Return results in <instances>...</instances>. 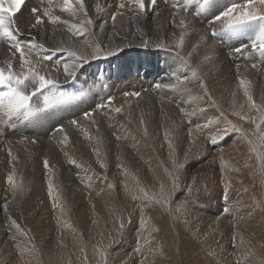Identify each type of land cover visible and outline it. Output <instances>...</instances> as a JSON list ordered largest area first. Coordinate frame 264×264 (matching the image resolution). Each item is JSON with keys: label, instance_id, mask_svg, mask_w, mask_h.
<instances>
[{"label": "bare ground", "instance_id": "1", "mask_svg": "<svg viewBox=\"0 0 264 264\" xmlns=\"http://www.w3.org/2000/svg\"><path fill=\"white\" fill-rule=\"evenodd\" d=\"M112 2L116 5L119 0ZM86 3L95 21L88 34L77 36L69 32V26L78 23L79 18L62 14L69 25L53 27L46 21L40 32L47 34L42 37L33 31L32 35L45 45V49L62 46L90 60L77 70L75 83L87 85L103 69H119L114 84L106 91L91 90L82 102L73 106V115H82L95 104L105 103L109 96L117 100L108 108L94 112L90 120L79 127L66 131L69 141L63 148L58 143L62 136L57 134L53 138L49 120L26 127L20 125L16 130L5 127L8 133L0 136V202L8 198L12 217L33 239L29 242L15 229H9L0 213V264H101L102 249L108 250L110 264H122L129 256L132 257L130 264H140L141 260L144 264H236L234 254L246 253L249 249L264 256V211L254 202L264 201V177L257 159L261 145L253 136L256 125L261 123V112L249 106L244 94L246 87L257 105L264 104V58L258 54L229 57V48L248 43L252 38L247 32L225 36L224 41L211 36L208 20L222 11L230 0H212L199 16L195 14L196 5H192L187 14L191 23L184 51L197 46L191 63L199 64L204 56L215 54L202 68L217 104V109L209 111L207 118L202 114L190 115L196 105L174 89L153 88L157 81L170 82L161 77H165L170 66L171 54L156 46L171 44L173 34L178 38L180 32L171 23L172 9L166 0H158L159 14L151 13L148 18L130 19L134 14L125 9L123 15L116 16L114 26L111 14L116 8L108 0H101L102 4L111 6L101 15L95 13V0H86ZM26 14L27 10L17 15L22 30L26 28ZM176 21L178 23L179 17ZM214 26L219 28V25ZM201 36L205 37L204 42ZM145 40L147 47L143 46ZM93 41L101 43V50L96 51L99 58L94 60L91 59L94 45L90 46ZM2 47L0 66L7 59ZM45 49L40 50L41 56L48 54ZM109 52L113 55H108ZM56 60L69 62L70 58L59 52L49 62L53 77L63 81V64L55 71ZM136 62L148 63L153 71L130 76L128 73L135 68ZM252 64L257 68L253 69ZM240 78L244 79L245 87H241ZM132 92H141V96L125 95ZM117 107L122 109L121 113L110 111ZM180 107L189 115L181 113ZM218 110L225 111L226 120L244 131L230 132L217 145H211L208 137L218 128L227 127L225 120L216 118ZM232 112L252 117L255 123L240 119ZM69 116L52 120L67 124ZM208 119H211L210 125L203 131L197 129V125L208 124ZM145 127L147 136L144 135ZM165 132L174 144L172 158L164 139ZM29 135L35 136L38 143L19 142ZM241 137L242 142L237 143ZM249 137L254 144L249 143ZM254 145L255 152L252 151ZM45 158L52 166L59 193L56 210L48 196ZM70 159L76 164L69 163ZM172 159L183 165L178 173L182 190L175 194L177 202L185 198L183 189L196 178L188 204V225L174 224L172 217L155 205H150L154 210L146 213L147 223L141 225L138 209L143 205L133 197L143 198L144 192L148 197L167 196L171 178L165 169H171ZM101 162L106 165L105 169L100 168ZM9 174L13 175L17 186L15 197L7 182ZM104 176L106 179L102 178ZM109 184L114 187L109 188ZM229 184V201L225 204L222 197L225 185ZM224 207L230 208L229 214L222 213ZM261 207L264 208V203ZM122 219L123 229L120 228ZM65 229L75 236L70 237ZM196 229H199V239L193 236ZM138 237L141 238L142 256L134 252ZM145 240L149 243L145 244ZM21 249L25 250L23 255ZM209 251L216 253L215 257L208 255Z\"/></svg>", "mask_w": 264, "mask_h": 264}, {"label": "snow or ice", "instance_id": "2", "mask_svg": "<svg viewBox=\"0 0 264 264\" xmlns=\"http://www.w3.org/2000/svg\"><path fill=\"white\" fill-rule=\"evenodd\" d=\"M54 0H38L35 7L30 10L29 17L25 29H21L17 23V13H21L22 7L25 5L26 0H0V46L2 50L7 54V59L3 62V66H0V136L4 134L5 127L10 130H16L17 124L21 126L36 125L42 123L44 120H49V128L53 138L57 134L62 136V139L58 141L63 148L69 141V137L66 133L65 126L56 123L52 120L56 112L64 111V106L76 105L77 102H82L83 97L87 95L86 91H73L70 88L75 87V82L78 77V69L83 68L90 60L84 55H78L75 51L66 47H55L45 49L43 43L37 42V37L32 35L33 31H36L38 36H45L47 33L40 32V29L45 26L46 21L53 27L56 25H69L68 19H62V14H67L68 17L79 18V22L71 24L68 28L69 32H74L77 36L86 35L90 31V26H93L95 21L90 15L89 5L86 0H62L61 3L56 5L60 14H56L53 8ZM170 4L173 17L171 23L175 28L180 29L179 37L176 38L173 34V40L171 44H159L156 47L169 52L170 66L165 72V77L170 82L163 83L157 81L154 83L153 88L159 89H174L180 95L187 97L192 104L196 105L190 115L202 114L207 118V114L212 109H217V104L209 91V85L207 78L204 76L202 68L203 65L215 56L214 53H210L203 57L199 64L193 65L191 63L193 54L197 51V46H193L191 51L185 52V38L188 35V29L190 27V21L188 19V13L191 11L192 5H196L195 14L199 16L203 14L212 3V0H166ZM158 0H119L116 3V11L111 14V20L113 26L117 15H123L125 9L131 11L134 15L130 19H139L141 17L148 18L151 13L157 12ZM111 7L107 4H102L101 0H95L94 8L96 15H101L106 11V8ZM179 17L177 23L176 18ZM214 25H219V28ZM100 30L104 31V25H99ZM208 27L210 34L213 38L219 37L224 41L225 36H232L238 33L247 32L252 35V38L248 43H240L237 47L229 48V57H248L254 54H258L259 57L264 58V0H230L222 11L213 15L208 20ZM195 31V29H193ZM254 33V35H253ZM201 42L205 41V37H200ZM94 50L91 53V59H98L96 51L101 50V43L93 41ZM144 47L148 46L147 40L144 42ZM45 49L48 54L40 55V50ZM66 53L70 58L69 62H63L56 60L55 71H59V65L63 64L64 79L61 81L58 77H53V69L49 68V62L53 60L56 53ZM108 55H113L109 52ZM253 69L257 68L256 64H252ZM264 70V69H262ZM237 75L239 78V65H237ZM94 75V74H93ZM241 87H245L244 79L240 78ZM195 93V94H194ZM245 96H247L249 106L256 108L261 112V123L256 125L253 131L255 136L261 145L260 151L257 153V159L261 162V176L264 177V104L257 105L253 96L249 93L245 87ZM126 96L140 97L141 92L125 93ZM114 98L109 96L105 103L95 104L92 108L86 109L82 112L84 118L89 119L93 113L104 109L106 106H110ZM191 106V105H189ZM180 112L185 115H189L184 107H180ZM115 113H121L120 107L110 109ZM234 116L243 120H250L255 123L252 117L241 116L240 112H232ZM227 113L223 110H218L216 113L217 119H223L227 123V127L218 128V130L212 133L208 139L211 145H217L218 142L225 139L230 135V132L244 131L238 128L231 121L226 120ZM93 124L94 120L91 121ZM143 116H141V123H143ZM70 124L79 127L78 121L72 119ZM211 124V119H208V124L201 126L197 125V129L203 131L208 125ZM247 135V132L244 133ZM144 135H148L147 127L144 128ZM189 137L192 136V130H189ZM119 139V137H117ZM164 139L167 142L169 149V157L174 156V144L169 139L167 132L164 134ZM243 137L237 141L242 142ZM29 142L35 144L37 141L35 138L29 140L28 137H22L21 143ZM190 142H192L190 140ZM249 143H253L251 137H249ZM252 151H257L254 145ZM67 156V152H65ZM9 156H11V150H9ZM187 160V153L185 154ZM69 163L76 164L74 159H70ZM223 163V162H222ZM171 169H165L170 176V190L167 196L162 198L148 197V193L144 192L143 198L133 197L134 200H138L143 207L138 209L140 224L145 225L147 223L145 217L147 212H151L154 208L150 205L158 206L172 217L173 223L178 224L183 222L188 225L186 216L188 214V204L192 199L194 192V185L196 178L194 177L192 182L186 186L185 198L176 201L175 194L182 190L180 189L179 171L183 168V165L176 159L171 161ZM43 167L46 173V183L49 199L52 201V208L56 210L58 207L59 193L54 184V174L52 166L47 158L43 160ZM119 167V166H118ZM100 168L105 169L106 165L101 162ZM239 171V169H237ZM106 179V176L102 177ZM7 182L12 188L13 197L17 192V186L14 184L13 175L7 176ZM264 185V180H262ZM109 188H113L114 185L109 184ZM229 185H225L224 195L222 199L225 204L229 201L228 189ZM164 185L161 184V191L163 192ZM143 192L144 190L141 189ZM247 191V189H245ZM100 193H97L99 195ZM257 208L264 211L261 207L264 201H254ZM136 211V210H134ZM230 208L224 207L222 213L227 215L230 213ZM0 213L3 214L7 227L9 229H15L22 236L27 237L29 242L33 238L29 237L28 231L22 228L17 219L13 218L10 210V202L7 197H4L0 202ZM130 222V217H129ZM95 223V221H93ZM124 220H121L120 228H124ZM189 230L190 226H189ZM194 238L199 239V229H196L193 233ZM13 238L15 236L13 234ZM207 239L205 235L204 240ZM141 238L137 239V247L134 252L143 255L141 246ZM236 236L233 235V246L235 247ZM145 244L149 241L145 240ZM34 248L35 245L33 244ZM24 249L20 250V254L23 255ZM101 255L103 257L101 264H110L109 253L107 249H102ZM208 255L215 257L216 253L209 251ZM236 264H264V256L259 255L257 252L249 249L246 253H235ZM132 257L129 256L122 261V264H130ZM140 264H144L141 260Z\"/></svg>", "mask_w": 264, "mask_h": 264}, {"label": "rangeland", "instance_id": "3", "mask_svg": "<svg viewBox=\"0 0 264 264\" xmlns=\"http://www.w3.org/2000/svg\"><path fill=\"white\" fill-rule=\"evenodd\" d=\"M197 167H199L198 165H196ZM67 229H65L64 231H66ZM72 232H75V230H71ZM67 233H69V235H70V237H73L72 235H74V234H72L71 232H69V231H66ZM78 232V231H77ZM71 233V234H70ZM57 236H59V235H57ZM61 236V235H60ZM75 236V235H74ZM62 237V236H61ZM123 239V238H122ZM121 239V240H122Z\"/></svg>", "mask_w": 264, "mask_h": 264}]
</instances>
